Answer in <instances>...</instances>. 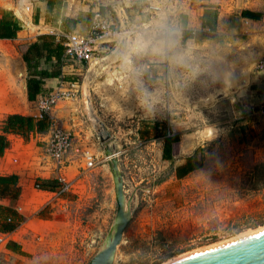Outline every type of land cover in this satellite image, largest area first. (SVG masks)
<instances>
[{"label": "rangeland", "instance_id": "1", "mask_svg": "<svg viewBox=\"0 0 264 264\" xmlns=\"http://www.w3.org/2000/svg\"><path fill=\"white\" fill-rule=\"evenodd\" d=\"M195 1L135 0L134 25L115 28L128 35H115L105 59L95 54L76 76L81 85L99 60L88 79L90 99L119 144L131 214L114 264H164L264 226V70L255 67L264 54V18L245 21L238 15L245 0L221 1L215 31L192 27L206 39L183 40L179 24L188 14L197 21ZM80 99L61 107L76 121L72 186L52 196L24 181L22 198L10 201L16 226L0 243V264H86L112 223L107 164L84 167L83 151L103 154ZM166 133L177 136L169 159L161 156ZM187 157L195 168L177 177Z\"/></svg>", "mask_w": 264, "mask_h": 264}, {"label": "crops", "instance_id": "2", "mask_svg": "<svg viewBox=\"0 0 264 264\" xmlns=\"http://www.w3.org/2000/svg\"><path fill=\"white\" fill-rule=\"evenodd\" d=\"M221 1L225 0L195 1L196 4L190 11L197 13V21L194 22L191 14H188L183 25L179 24L181 37L184 32L189 33V37L183 40L200 38L198 35L195 37V30L192 27L210 32L215 31L219 20L217 6ZM133 5H135V0H0V133L2 120L6 114L17 113L31 117L35 114L34 101L29 102L26 97L27 78L40 80L37 95L47 93L59 84L77 80L76 76L81 74L84 61H77L64 54L62 42L67 33L86 34L92 13L97 9L111 22L114 29L120 30L123 27L133 26L134 23H131L135 19V15L132 18ZM162 5L164 6V3ZM241 10L257 12L259 17L251 19L241 16ZM238 15L245 21L260 22L264 18V0H245ZM4 23L9 24L8 27H4ZM191 23L192 26H190ZM12 25H17V28L14 29ZM12 32L13 37L7 35ZM124 35L127 36L128 32H124ZM114 37L111 41H115ZM200 39L205 40L206 38ZM57 44L61 46L59 57L52 51ZM107 52L99 54L100 61L105 59ZM96 71L94 68L93 73ZM64 105L63 102L57 103L51 108V113L53 115L56 113V116L61 115L59 118L67 126L66 129L74 134L75 115L73 112L63 110L61 107ZM49 134V127L45 131H29L24 136L5 134L9 140V147L4 149L0 155V176L14 174L17 188H19L18 182L22 183L20 189L22 193L19 194L18 189V195L14 199L7 194L0 193L1 206L15 211L16 206L11 205L10 201L22 198L25 182H32V187H34L38 180L55 178L57 174L62 175L67 181H72L68 176L73 162L71 158L73 147L68 152L64 166L58 171L51 162L41 157L42 147ZM34 190L55 196L52 191L39 188H34ZM7 215L6 211L0 209V221ZM0 233L4 238L8 234V232Z\"/></svg>", "mask_w": 264, "mask_h": 264}, {"label": "built area", "instance_id": "3", "mask_svg": "<svg viewBox=\"0 0 264 264\" xmlns=\"http://www.w3.org/2000/svg\"><path fill=\"white\" fill-rule=\"evenodd\" d=\"M119 33L120 31L115 30L111 22L98 9L94 10L86 34L71 32L64 36L62 42L64 54L77 61L89 62L96 57L95 54L109 51V43ZM255 67L264 70V54L256 60ZM78 94L79 83L70 80L65 84H59L47 93L38 94L34 100L35 114L33 117L46 116L50 128V134L42 147L41 157L43 160L51 162L57 171L64 166L68 152L73 147V134L58 122L51 113V108L59 102L75 100ZM259 113L264 114V108H260ZM83 159L85 168H92L105 160L104 156L96 159L87 151H83ZM55 179L57 187L52 192L55 196H61L70 189L72 183L65 180L60 174H57ZM34 187L38 188L37 183L34 184ZM4 240L3 234L0 233V243H3Z\"/></svg>", "mask_w": 264, "mask_h": 264}, {"label": "water", "instance_id": "4", "mask_svg": "<svg viewBox=\"0 0 264 264\" xmlns=\"http://www.w3.org/2000/svg\"><path fill=\"white\" fill-rule=\"evenodd\" d=\"M79 94H82V83L79 85ZM95 133L102 147V156L108 157L105 158V162L111 175L115 212L101 245L86 264H112L117 246L121 242L123 230L131 214L130 199L124 196L118 159L117 156L112 155L108 145L113 136L101 120ZM166 264H264V229L229 242L195 251Z\"/></svg>", "mask_w": 264, "mask_h": 264}, {"label": "trees", "instance_id": "5", "mask_svg": "<svg viewBox=\"0 0 264 264\" xmlns=\"http://www.w3.org/2000/svg\"><path fill=\"white\" fill-rule=\"evenodd\" d=\"M240 15L251 18V19H257L259 17V13L248 11V10H241ZM210 16H212L211 13H210ZM8 25L9 24L4 23L3 26L8 27ZM12 26L14 27V29L17 28V25H12ZM7 35H10V37H13V32ZM187 37H189V33L187 34L186 32H184L182 35V39H185ZM60 49H61V46L57 44L54 50L52 51H54L56 53V56L59 57ZM25 63H27L28 65V62L26 60H25ZM43 74H46V72H43ZM39 88H40V80L36 78L26 79V97L29 102L30 101L32 102L35 100V96L39 92ZM48 127H49V122L46 119V116L34 119L31 116H25V115H21L17 113L6 114L2 120V125H1L0 155L3 153L4 149L9 147V140L5 136L6 133H12V134H18V135L24 136L29 131H34V130L37 132L45 131ZM161 137H162L161 156L163 159H169L170 158V146L172 142L177 141V136L174 134L172 135L164 134ZM190 159H191L190 157H187V159L185 160L183 164L178 165L175 168V175L177 177H181L187 172H189L190 170H193L195 168L190 163ZM37 186L41 190L54 191L55 188L57 187V181L55 178L40 179L38 180ZM0 193L7 194L12 199L17 197L18 188L16 186V176L14 174L0 176ZM0 209H3L8 214L5 217V219L1 220L3 227L1 228L0 232H9L13 230L16 226L15 212L13 209L9 207L1 206V205H0ZM20 218L22 217L20 216ZM6 245L12 251L16 252V250L18 249L17 245L12 241L7 242Z\"/></svg>", "mask_w": 264, "mask_h": 264}, {"label": "bare ground", "instance_id": "6", "mask_svg": "<svg viewBox=\"0 0 264 264\" xmlns=\"http://www.w3.org/2000/svg\"><path fill=\"white\" fill-rule=\"evenodd\" d=\"M124 32H120L119 35H122ZM98 62V60H92L88 66V68L86 69V72H85V75H84V79H83V82H82V96H81V108H82V111H83V116L85 117L88 125H90L93 130H97L98 127H99V117L97 116V114L95 113V110L93 108V105H92V102H91V99H90V92H89V76L91 73H93V70L95 68V64ZM245 83V80L242 79L240 80V82L238 84H243ZM219 94H224V92H220ZM108 145L111 149V152H112V155L114 156H117L118 153H119V144L117 143V141H115V139L113 138L112 140H110L108 142ZM110 156V155H108ZM105 158H108V157H105ZM264 229V226L258 228V229H255V230H249V231H246V232H243L241 233L240 235L234 237V238H231L229 240H226V241H223V242H220V243H216V244H212L210 246H207V247H204V248H201V249H198V250H202V249H205V248H210V247H213V246H216V245H219V244H222V243H225V242H229L231 240H234V239H237L241 236H244V235H247V234H251L253 232H256V231H259V230H262ZM101 245V244H100ZM99 245V246H100ZM198 250H194L190 253H193L195 251H198ZM190 253H187V254H190ZM187 254H182L180 256H177L176 258L172 259L171 261L175 260V259H178L182 256H185ZM170 262V261H169ZM168 263V262H166ZM164 263V264H166ZM114 264V260H113V263Z\"/></svg>", "mask_w": 264, "mask_h": 264}, {"label": "clouds", "instance_id": "7", "mask_svg": "<svg viewBox=\"0 0 264 264\" xmlns=\"http://www.w3.org/2000/svg\"><path fill=\"white\" fill-rule=\"evenodd\" d=\"M137 50H139V48H137Z\"/></svg>", "mask_w": 264, "mask_h": 264}]
</instances>
